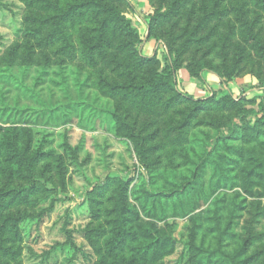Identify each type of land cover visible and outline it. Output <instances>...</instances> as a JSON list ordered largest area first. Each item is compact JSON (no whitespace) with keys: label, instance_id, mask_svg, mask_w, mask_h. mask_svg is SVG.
I'll list each match as a JSON object with an SVG mask.
<instances>
[{"label":"trees","instance_id":"obj_1","mask_svg":"<svg viewBox=\"0 0 264 264\" xmlns=\"http://www.w3.org/2000/svg\"><path fill=\"white\" fill-rule=\"evenodd\" d=\"M123 1L0 0V64L81 62L94 87L114 102L116 142L125 152L133 151L146 170L172 163L176 155L188 156L191 132L209 125L217 130L213 115L229 111L228 139L243 147L225 146L237 158L227 163L239 165L245 193L253 195L258 188L264 197V98L257 110L231 96L199 99L180 93L176 78L184 65L191 77L201 79L205 62L184 64L183 58L199 41V29L211 21L227 28L223 50L228 41H238L231 56L221 52L220 75L230 80L247 65L264 68V0H163V9L148 17L149 30L151 23L161 26L172 16L189 26L168 34L162 66L139 54V33L117 4ZM195 16L198 21L191 26ZM30 135L29 129L0 126V264L16 259L15 264H264V228L259 232L253 226L264 218L259 201L244 235L234 243L227 241L233 236L230 224L222 228L217 214L209 230L214 243L199 239L196 216L165 221L160 229L152 222L142 226L129 202V179L107 177L82 200L75 198L72 181L86 186L91 166L106 170L118 155L112 141L66 128L63 153L51 160L31 150ZM208 164L215 163L206 155L195 171L203 172ZM88 220L97 225L90 227Z\"/></svg>","mask_w":264,"mask_h":264},{"label":"rangeland","instance_id":"obj_2","mask_svg":"<svg viewBox=\"0 0 264 264\" xmlns=\"http://www.w3.org/2000/svg\"><path fill=\"white\" fill-rule=\"evenodd\" d=\"M117 4L139 33L140 41L135 45L139 54L155 58L162 66L167 54L168 34L181 33L189 24L185 19L172 16L161 26L151 23L149 30L148 17L157 8L163 9V0H124ZM197 21L196 16L190 19L191 26ZM201 28L197 35L199 41L190 46L183 61L190 64L200 60L206 65L199 71L200 80L191 77L183 65L176 72L179 92L215 101L231 96L233 100L243 102V107L257 110L258 102L264 98V68L247 65L237 76L226 80L220 75V54L225 51L231 56L233 44L238 41H228L227 49L223 50L222 37L227 32L224 23L211 21ZM78 64L46 67L0 64V126L29 129L31 150L48 155L51 160L63 153L66 128L105 136L114 143L118 155L106 170L101 171L96 164L91 166L86 186L79 188L81 182L72 181L77 200H82L94 187L102 186L107 177L129 179V202L136 206L137 223L142 226L152 222L160 229L165 221L186 222L189 217L196 216L199 239L214 243L209 230L213 225L212 218L217 214L222 228L230 224L233 236L228 238V243L238 242L255 212L254 203L259 201L260 208L264 207V197L258 188L252 190L253 195L245 193L239 165L227 163V159L237 160L233 150L243 147L239 140L228 139L230 112L221 110L213 115L219 125L217 130L209 125L191 132L186 147L188 156L176 155L172 163L165 162L153 170H146L138 163L133 151L125 152L116 142L120 138L116 137L112 98L102 95L94 87L87 67L81 62ZM235 124L239 128L241 121L236 120ZM227 145L233 150H227ZM206 155L215 164H208L203 172L195 171ZM232 182L237 187H230ZM169 193L172 198H163ZM86 224L94 228L97 222L88 220ZM253 226L260 232L264 228V218H259Z\"/></svg>","mask_w":264,"mask_h":264}]
</instances>
